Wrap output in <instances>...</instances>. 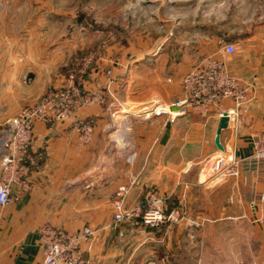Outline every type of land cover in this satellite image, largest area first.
I'll use <instances>...</instances> for the list:
<instances>
[{
    "label": "crops",
    "instance_id": "0c3cea01",
    "mask_svg": "<svg viewBox=\"0 0 264 264\" xmlns=\"http://www.w3.org/2000/svg\"><path fill=\"white\" fill-rule=\"evenodd\" d=\"M246 2L228 0L231 11L224 13L220 3L222 10L212 17L206 11L192 18L179 51L160 47L123 54L111 66L115 78L109 86L100 68H93L85 89L107 92L104 105L80 107L54 124L34 123L30 151L42 152L43 158L28 173L27 187L13 184L9 202L0 205V264L38 261L43 225L68 233L92 228L93 234L79 243L84 264H229L225 237L241 236L244 221L264 231V209L258 204L264 159L252 156L253 138L264 127V0H257L255 12L248 15ZM225 42L233 43L232 53L222 51ZM209 63L247 86L250 95L245 110L229 118L220 133L226 174L216 184L209 181V163L219 152L214 143L218 110L234 108L230 98L205 112L188 107L173 121L167 115H139L154 104L184 97V75ZM61 81L60 73L44 74L43 85L34 96L31 89L22 103L33 102ZM6 91L15 93L10 86ZM10 96L12 108L0 113V160L10 135L6 120L22 104ZM112 96L119 100L115 111L108 105ZM77 118L91 122L87 142L79 139L73 124ZM120 185L127 187L125 204L139 205L140 212L154 191L163 220L151 226L139 216L112 228L113 198ZM189 234L194 241L187 239Z\"/></svg>",
    "mask_w": 264,
    "mask_h": 264
},
{
    "label": "rangeland",
    "instance_id": "374dc122",
    "mask_svg": "<svg viewBox=\"0 0 264 264\" xmlns=\"http://www.w3.org/2000/svg\"><path fill=\"white\" fill-rule=\"evenodd\" d=\"M246 1V14L255 12L257 0H252L251 3ZM227 2L228 0H0V113L12 108L9 94L15 95L18 103L27 101L30 90L33 89L34 96L36 89L43 85L44 74L48 73L61 74L59 87L72 76V85L82 94L94 92L101 95L102 101L92 104L104 105L107 92L105 94L103 91L85 89L93 68H100L106 75L109 86L115 78L111 66L116 65L123 54L137 55L160 47L179 51L183 46L180 42L186 35V24L206 11L212 17L222 10L220 5L217 6L220 3L224 4V13L231 11V4L227 5ZM9 86L15 89V93L6 91ZM53 88L57 87H49L31 103L18 105L16 114L23 107L36 103ZM108 94L110 95L109 92ZM118 103V98L112 96L108 105L115 111ZM11 118L6 120L8 127ZM152 193L158 197L151 191L147 194V200L151 199ZM161 209L163 212L162 205ZM241 231L239 237H225L226 263L264 264V231L253 230L249 221L241 223ZM194 237L195 235L189 234L187 239L192 242ZM233 245H236L234 250L230 248ZM195 254L200 253H194V256ZM207 254L210 259H215L212 251Z\"/></svg>",
    "mask_w": 264,
    "mask_h": 264
},
{
    "label": "built area",
    "instance_id": "2783aa9c",
    "mask_svg": "<svg viewBox=\"0 0 264 264\" xmlns=\"http://www.w3.org/2000/svg\"><path fill=\"white\" fill-rule=\"evenodd\" d=\"M222 51L232 53L234 45L225 42L221 45ZM61 87L48 90L36 103L23 107L9 120L10 135L5 142V151L0 160V205H6L10 200V188L18 184L27 187V175L43 158L40 151L31 152V135L35 122L40 121L54 124L57 121L74 115V112L85 105L101 102V95L96 93L82 94L71 83V77ZM184 97L175 99L169 104H157L141 111L139 115L149 117L151 115H167L169 121L182 114L188 107H197L205 112L207 107H218L223 98H230L234 108L227 111L218 110V115L226 113L228 119L238 117V110H245V105L250 100L248 87L240 84L237 79L227 74L221 66L206 64L189 71L182 78ZM74 127L82 142L89 141L92 125L89 119L77 118ZM252 156L256 159H264V127L254 136L252 141ZM222 160L217 166V162ZM225 157L222 154L213 167V174L209 178L212 184L221 181L226 172L222 165ZM236 161H231L234 164ZM228 173L236 174L235 170ZM127 187L120 185L113 198L112 228L116 229L120 223L130 222L134 217H139L146 225H157L163 220L161 202L154 193L148 198L147 205L140 212L139 205L128 206L125 204ZM258 204L264 209V185L258 196ZM254 207V203H251ZM94 230L84 226L75 232L68 233L61 228L43 225L39 228V241L42 246L41 258L33 264H84L81 257L79 243L82 239L92 235ZM151 264V263H148Z\"/></svg>",
    "mask_w": 264,
    "mask_h": 264
},
{
    "label": "water",
    "instance_id": "95a60500",
    "mask_svg": "<svg viewBox=\"0 0 264 264\" xmlns=\"http://www.w3.org/2000/svg\"><path fill=\"white\" fill-rule=\"evenodd\" d=\"M227 120H228V117H227L226 113H223L220 116L219 121H218V126H217L216 134L214 137V143H215L216 147L218 148L219 152L211 159V161L209 163L212 170H213L215 161L222 155L223 146L220 142V133L222 130H224L226 128Z\"/></svg>",
    "mask_w": 264,
    "mask_h": 264
}]
</instances>
